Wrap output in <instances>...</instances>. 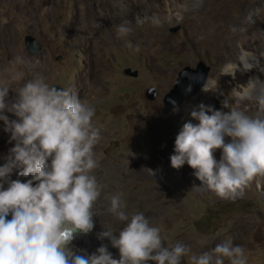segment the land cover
I'll return each instance as SVG.
<instances>
[{
    "label": "rangeland",
    "instance_id": "374dc122",
    "mask_svg": "<svg viewBox=\"0 0 264 264\" xmlns=\"http://www.w3.org/2000/svg\"><path fill=\"white\" fill-rule=\"evenodd\" d=\"M13 1L15 5L0 0V29L10 37V45L0 42V82L9 76L22 86L39 73L50 85L67 88L94 106L93 122L101 130L94 149L99 161L94 174L103 185L94 207L96 216L108 215L109 229L118 235L125 222L99 205L109 206L108 197L121 193L125 211L144 213L160 228L165 246L181 242L199 254L231 238L245 249L248 264H264V178L235 197L221 198L200 185L187 164L179 169L170 164L176 135L186 122L198 123L190 115L193 110L201 104L218 110L224 103L232 106L233 90L250 79L264 84V0ZM152 16L160 19L159 25L150 19L136 23L137 17ZM238 17L260 27L258 44L251 36L247 44L236 39L234 46H219L215 33L240 35L243 25L235 21ZM124 21L131 22L132 32L119 37L116 27ZM26 35L39 43L37 54L28 53ZM211 37L216 41L210 44ZM16 56L28 63L16 65ZM241 61L251 67L245 69ZM199 62L209 68L203 87L162 117L164 95L178 72L185 66L196 69ZM234 64L238 65L234 75L222 73ZM125 68L137 76L125 75ZM151 86L156 89L153 100L145 96ZM241 107L250 115L257 111L255 101H244ZM9 136L0 121V165L14 145ZM221 153V149L213 153L217 161ZM18 171L14 169L10 179L31 178L19 176ZM90 234L91 243H72L73 250L84 248L91 254L104 244L113 258H119L107 238L98 239L95 231ZM182 264H188L187 257Z\"/></svg>",
    "mask_w": 264,
    "mask_h": 264
},
{
    "label": "clouds",
    "instance_id": "9594fccd",
    "mask_svg": "<svg viewBox=\"0 0 264 264\" xmlns=\"http://www.w3.org/2000/svg\"><path fill=\"white\" fill-rule=\"evenodd\" d=\"M149 19L155 25L161 22L152 16L137 17L136 23ZM130 23L117 25L119 37L132 32ZM14 63L28 62L16 56ZM237 67L222 73L234 75ZM9 90L0 86V121L10 133L9 141H14L0 165V264H182L185 257L188 264H225V260L248 264L245 249L231 238L199 254L181 242L165 246L160 228L144 213L125 211L121 193L108 197L107 211L125 222L123 227L118 235L107 228L98 234V239L107 238L118 249L119 258H113L104 244L91 254L74 251L77 235L88 234L95 226L94 207L103 188L94 174L99 167L94 149L101 140V130L93 122L95 108L71 90L50 85L39 73L17 88L11 99ZM233 97L232 106L224 103L218 110L201 104L193 110L190 115L198 123L183 125L170 156L173 168L187 164L200 185L221 198L235 197L264 178V84L250 79L233 90ZM244 101H255V114L242 109ZM216 149L222 150L219 161L213 155ZM14 169L31 178L10 179Z\"/></svg>",
    "mask_w": 264,
    "mask_h": 264
},
{
    "label": "water",
    "instance_id": "95a60500",
    "mask_svg": "<svg viewBox=\"0 0 264 264\" xmlns=\"http://www.w3.org/2000/svg\"><path fill=\"white\" fill-rule=\"evenodd\" d=\"M177 28H173L171 32H175ZM24 44L29 54L35 55L40 51V45L34 37L31 35H26L24 37ZM209 68L204 63L199 62L196 65V69L189 68L185 66L181 71L178 72L176 81L169 92L165 93L163 98L164 108L161 112V116L165 117L173 107L180 105L183 100L196 94L206 82ZM123 73L127 76L136 77L137 72L130 70V68H125ZM57 89L60 86L53 85ZM191 87V88H190ZM190 88V90H189ZM146 98L153 100L156 97V89L154 87H149L145 90Z\"/></svg>",
    "mask_w": 264,
    "mask_h": 264
},
{
    "label": "bare ground",
    "instance_id": "6f19581e",
    "mask_svg": "<svg viewBox=\"0 0 264 264\" xmlns=\"http://www.w3.org/2000/svg\"><path fill=\"white\" fill-rule=\"evenodd\" d=\"M15 1H13L12 0V2L10 3L11 5H15ZM139 4V3H138ZM242 7V6H241ZM19 9L23 12V13H25V14H27V13H30V10H28L27 8H23V7H19ZM249 15V14H248ZM225 17V15L223 16V18ZM235 21L236 22H239V24H241V25H243V30L241 31V33H240V35L238 36V37H235V35H234V33L233 34H229V35H224V34H222V33H215L214 34V36H215V38L218 40V41H216V40H212V37H211V39H209V42L208 43H212L213 41H216L217 43H220L219 44V46L221 45V46H225L226 44L230 47V46H234V41L236 40V39H239L241 42H242V45H243V43L244 44H247V43H249V37H253V41H256L257 40V38H258V36L261 34L260 32H259V28H256L255 26H252V25H250L249 24V20L248 19H244V18H242V17H238L237 19H235ZM258 30V31H257ZM0 31L2 32V33H0V42H3L4 44H8V45H10V37H7V35H4V32L0 29ZM201 33V32H200ZM193 35V34H192ZM195 35H196V33H195ZM191 36V35H190ZM193 38V37H192ZM196 39V38H195ZM198 39V38H197ZM193 42V41H192ZM258 42H259V40L258 41H256V43L258 44ZM198 45V44H197ZM217 47V46H216ZM250 49V48H249ZM12 52H10V54H11ZM9 54V55H10ZM252 55V54H251ZM11 56V55H10ZM12 57V56H11ZM246 57H248V58H251V56L250 55H247ZM247 62V61H246ZM263 63V62H262ZM264 68V67H263ZM262 69V68H261ZM263 73V72H262ZM264 74V73H263ZM2 78V82H0V86H7V87H9L10 88V90H9V94H8V96H9V99H11L14 95H15V90L17 89V88H19L20 86H21V84H20V82L19 81H17V80H15V79H13V78H11V77H9V76H3V77H1ZM203 87V86H202ZM211 90V89H210ZM214 90V89H213ZM211 92V91H210ZM211 93H213V91L211 92ZM221 99V98H220ZM6 184V183H5ZM109 206H106L105 208H103L101 205H99V208L101 209V210H103L105 213H108V211H107V208H108ZM94 210H95V208H94ZM9 219L11 218L10 217V215H9V217H8ZM107 218H109L108 217V215L106 216V217H102V216H94L93 217V221H94V228H93V230L92 231H95L96 233H97V236H98V234L100 233V232H102L103 230H105L104 228H107V229H109V225H108V219ZM91 233V232H90ZM90 233H88V234H83L84 235V238L85 237H87V241H84L83 239V237H80V239L78 238V237H76L73 241H72V243H75V242H82V243H84V244H89V243H91L92 242V238H91V235L92 234H90ZM77 236H79V235H77ZM192 247V246H191ZM212 249V244H211V246L209 247V249H208V251H210ZM76 251V250H75ZM79 252L81 253V254H86V252H85V249L84 248H80L79 249Z\"/></svg>",
    "mask_w": 264,
    "mask_h": 264
}]
</instances>
